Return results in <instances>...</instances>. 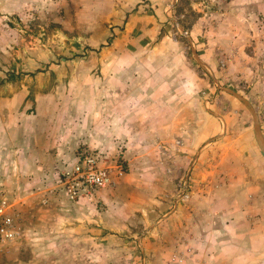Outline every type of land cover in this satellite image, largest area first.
Returning <instances> with one entry per match:
<instances>
[{
    "label": "crops",
    "instance_id": "crops-1",
    "mask_svg": "<svg viewBox=\"0 0 264 264\" xmlns=\"http://www.w3.org/2000/svg\"><path fill=\"white\" fill-rule=\"evenodd\" d=\"M154 6L149 5L153 7L149 14L143 9L141 15L140 9L129 14H125L128 9L120 11L126 21L122 28L113 27V39L98 51L99 74L82 69L69 74L64 71L63 78L74 80L45 90L36 82L28 87L22 83L6 87L10 95L0 100V171H12L15 176L11 191L3 188L19 227L13 243L39 233L50 238L61 230L79 240L102 233L112 236L115 229L126 226L132 214L131 181L135 173L144 170L137 166L138 160L157 157L154 168L143 173L162 178L167 166L160 158L170 156L195 161L188 202L165 212L179 223L178 232L192 240L189 249L197 248L196 241L200 243L203 233L207 234L204 243L208 244L210 237L217 241L215 221L223 223L218 228L225 232L256 218L261 229H250L248 234L264 236L263 124L255 111H249L246 94L217 83L212 65L192 41L187 45L185 39L183 44L169 36L163 22L170 9ZM153 14L159 15L157 19ZM186 45L191 48L190 56L185 54ZM191 58L204 77L192 66ZM205 78L211 80V87L205 85ZM200 85L204 87L201 99ZM217 92L225 95L222 103L216 102ZM122 142L128 167L121 172L113 169V184L96 191L101 210L85 199L71 203L46 191L48 183H40V175L70 159L76 146L87 144L113 156ZM182 217L190 220L192 231L186 223L183 230ZM242 235L244 232L232 234L237 241ZM74 248L68 251L74 252ZM63 250L46 245L47 258L40 264H67L53 258ZM82 250L79 247L76 252ZM73 261L69 259V264ZM0 264L36 263L29 259Z\"/></svg>",
    "mask_w": 264,
    "mask_h": 264
},
{
    "label": "rangeland",
    "instance_id": "rangeland-1",
    "mask_svg": "<svg viewBox=\"0 0 264 264\" xmlns=\"http://www.w3.org/2000/svg\"><path fill=\"white\" fill-rule=\"evenodd\" d=\"M133 1L0 0V100L10 95L6 87H16L21 83L28 87L36 82L40 90L49 89L52 85H66L68 80L74 79L63 78L64 71L69 74L82 69L99 74L102 67L98 51L113 39V27L122 28L126 21L122 14L119 15L120 11L128 9L125 14H129L140 9L139 15L143 11L149 14L153 9L149 5L153 4L170 9L167 20L163 22L169 36L181 41L185 39L187 45L192 41L196 50L212 65L217 83L246 94L251 110L255 111L264 127V0H138L136 4ZM153 16L157 19L159 15ZM187 45L186 55L191 49ZM192 66L203 76L194 61ZM205 80L206 86L213 85L209 78ZM203 90L200 85V99L204 96ZM222 95L225 96L223 92H217V103L223 102ZM245 111L248 110L245 108ZM247 114L250 118L249 111ZM81 145L75 147L70 159L61 163H71L77 147ZM124 150L123 142L117 145L113 156L103 150L112 161L118 160L116 162L122 171L128 167L123 159ZM156 160L157 157L138 160L137 166L144 170L135 173L131 181L132 214L126 226L115 229L112 236L102 233L98 237L79 240L69 238L63 230L54 232L50 238L39 233L34 238L22 237L18 243H10L3 249V256L0 254V262L33 259L40 264L46 261L44 251L47 245L64 247V253L55 254L53 258L67 264L71 258L74 259L73 264H264V236L260 232L252 236L248 234L250 229L260 231L256 218L244 227L230 226L225 232L222 227L218 228L223 223L215 221L216 243L212 237L208 244L204 243L207 234L203 233L205 237L200 243L196 241L197 248L189 249L192 240L185 237L184 232H178L179 223L169 216L170 212L168 215L165 212H173L175 206L188 202L191 182L195 180L192 175L195 161L161 157L164 164L166 161L165 177L143 173L154 168ZM59 167L41 174L40 183L43 186L48 183L50 186L46 191L62 196L57 188ZM5 171L7 173L0 171V187L10 192L15 176L12 171ZM97 190L79 201L85 199L101 210ZM14 206L17 211L16 204ZM243 209L246 214L250 213L247 207ZM181 219L183 230L189 225L192 231L190 220ZM225 224H230V219ZM233 231L236 234L244 232L238 239L244 244L242 247L232 236ZM72 247H75L74 252H69ZM79 247L83 250L76 252Z\"/></svg>",
    "mask_w": 264,
    "mask_h": 264
},
{
    "label": "built area",
    "instance_id": "built-area-1",
    "mask_svg": "<svg viewBox=\"0 0 264 264\" xmlns=\"http://www.w3.org/2000/svg\"><path fill=\"white\" fill-rule=\"evenodd\" d=\"M71 163H61L58 168L57 188L67 201L76 203L89 196L93 190L113 184V169L121 172V165L107 157L106 153L88 145H81L75 151ZM19 236V227L13 205L0 187V251Z\"/></svg>",
    "mask_w": 264,
    "mask_h": 264
},
{
    "label": "water",
    "instance_id": "water-1",
    "mask_svg": "<svg viewBox=\"0 0 264 264\" xmlns=\"http://www.w3.org/2000/svg\"><path fill=\"white\" fill-rule=\"evenodd\" d=\"M226 90V89H225ZM227 92H230L231 93V91H229V90H226ZM247 107H248V109H249V111L252 113V110H251V108H250V106L247 104ZM253 114V113H252Z\"/></svg>",
    "mask_w": 264,
    "mask_h": 264
}]
</instances>
